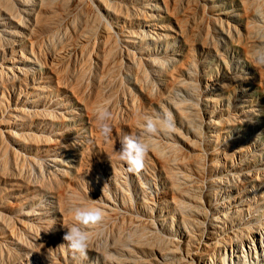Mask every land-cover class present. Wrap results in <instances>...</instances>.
I'll use <instances>...</instances> for the list:
<instances>
[{
  "label": "rangeland",
  "instance_id": "374dc122",
  "mask_svg": "<svg viewBox=\"0 0 264 264\" xmlns=\"http://www.w3.org/2000/svg\"><path fill=\"white\" fill-rule=\"evenodd\" d=\"M258 56H264V0L0 3V264H159L158 251L175 240L174 264L181 258L218 264L220 253L230 264H264V64H256ZM98 106L111 114L107 138L96 126ZM166 112L174 132L144 135V117ZM137 133L149 148L137 174L152 195L147 200L119 159L120 142ZM185 167L194 179L190 202L207 214L192 215L183 226L172 201L187 199L177 195L169 172ZM254 168L258 180L229 175ZM216 178L221 181L206 191ZM84 204L102 208L104 221L85 229L90 241L81 258L63 240L62 225L75 223L70 209ZM134 214L146 227L160 226L161 244L129 237ZM195 218L205 221L204 232ZM244 223L261 230L240 229ZM241 235L248 239L239 241ZM40 249L45 258L37 257Z\"/></svg>",
  "mask_w": 264,
  "mask_h": 264
},
{
  "label": "bare ground",
  "instance_id": "6f19581e",
  "mask_svg": "<svg viewBox=\"0 0 264 264\" xmlns=\"http://www.w3.org/2000/svg\"><path fill=\"white\" fill-rule=\"evenodd\" d=\"M0 3L1 4H3V3H5V5H6V0H0ZM109 29V28H108ZM108 30H106V32H107ZM103 35H104V33H103ZM104 39H105V37H104ZM108 40H109V35H107L106 36V40L104 41V43H107L108 42ZM111 41L113 42L114 40H112V38H111ZM116 41V40H115ZM114 41V42H115ZM113 42V43H114ZM111 46H112V44H111ZM114 47H115V45H114ZM113 48V47H112ZM17 134V133H16ZM20 135V134H19ZM202 160L203 159H201L200 161H201V163H203L202 162ZM200 161H198V162H200ZM201 163L199 164L198 163V165L199 166H202L203 165V167H204V164H202L201 165ZM192 167V166H191ZM203 167H200V168H203ZM255 169V168H254ZM196 170V169H195ZM197 170H198V168H197ZM196 170V171H197ZM204 170V169H203ZM258 170L259 169H255V170H252L251 172L250 171H247V172H244L243 174H241V175H234V174H229L230 176H232V177H237V178H239V177H241V178H245V179H249V180H258V177H259V172H258ZM190 171V170H189ZM189 171L187 170V168L185 167V169L184 170H176L175 168L174 169H171V171L169 172V179H170V181H171V183H172V185L174 186V188L178 191L177 192V195H181L182 194V196L184 197L185 196V198L187 199V200H183L182 199V197L180 198L179 196H176V195H174V200L172 201L173 202V204H174V206H175V208L177 209V211L179 212V214H180V216H181V221L183 222V226L187 223H189V221L191 222V220H193V218H194V216H193V218H192V215H203V214H207L206 213V210H204V207L202 206V205H194V203H192V202H190V201H193V190L194 189H192L191 187H190V184L189 183H191V186L193 185V183H194V179L193 178H191L192 176H190V174H189ZM202 171V170H201ZM191 172H192V170H191ZM199 171H197V173H198ZM204 172V171H203ZM203 172H201L202 174H203ZM193 173V172H192ZM136 176L138 177V175L136 174ZM201 177V176H200ZM260 178V177H259ZM138 179H139V181H140V186L142 187V193H143V197L144 198H146L145 200H147L148 198H150L152 195H151V193H150V191H148L147 190V187H145V181L144 180H142L141 178H139L138 177ZM193 179V180H192ZM231 179H233V178H231ZM219 181H221V179L220 178H216V179H213V180H210V182L208 183V185H207V187L208 188H206L205 187V189H206V191H209V190H211V187L213 186V185H215L216 183H218ZM202 182V181H201ZM228 182V181H227ZM240 183V182H239ZM234 184V183H233ZM230 185V184H229ZM196 186V185H195ZM206 186V185H205ZM120 187V189L122 190V187L121 186H119ZM190 187V188H189ZM201 187V186H200ZM202 187H203V185H202ZM218 187V186H217ZM195 188V187H194ZM220 188V187H219ZM219 188H218V191H220L219 190ZM204 189V190H205ZM203 190V189H202ZM215 190H217V189H215ZM225 190V189H224ZM226 190H227V188H226ZM230 190V189H229ZM195 191V190H194ZM222 191V190H221ZM231 191V190H230ZM122 192H123V190H122ZM229 192V191H228ZM201 193V192H200ZM218 192H216V193H214V194H216V197H215V202H214V205L213 206H218L219 207V205H221V203H223V202H218L217 201V199H220V198H222V197H218V194L220 195V193H218ZM224 193H226V192H224ZM124 194H127V193H124ZM196 194V193H195ZM128 195V194H127ZM198 195V194H197ZM221 195H222V193H221ZM196 197V195H194V198ZM130 198V197H129ZM200 198V197H199ZM252 198V197H251ZM198 199V198H197ZM248 200V198L246 199L245 198V200H244V202L245 201H247ZM234 201V200H233ZM250 201V200H249ZM248 201V202H249ZM248 202H246V203H248ZM146 203L149 205V204H151V203H149V202H147L146 201ZM229 203V202H228ZM239 204H241V203H239ZM239 204H237L238 206H239ZM236 205V206H237ZM245 205V204H244ZM249 205V204H248ZM247 206V205H246ZM245 206V207H246ZM250 206H251V204H250ZM149 207V209H150V211H152L153 210V207L151 206V205H149L148 206ZM238 208V207H237ZM244 208V207H243ZM249 208V207H248ZM247 207H246V209H247V211L249 210ZM239 209V208H238ZM235 210V209H234ZM243 210V209H242ZM245 210V209H244ZM195 211V212H194ZM236 211H237V209H236ZM238 211H240V210H238ZM246 211V210H245ZM227 212H230V211H227V208L225 209V210H223V212H222V214L224 213V216L225 215H227ZM231 212H232V209H231ZM235 212V211H234ZM132 214V213H131ZM249 214V213H248ZM137 214H134V217L136 218V222H134V224H130V227H129V230L127 231L128 233H129V237H130V235L131 236H133V235H135V237L137 236V237H142V238H146V239H148L149 237H151L152 239H155L154 241L156 242V243H160V241H161V237H162V235H160V232H162V230H161V228H160V226H158L157 225V223H153V222H151V226H149V227H146V226H144L143 224H142V222H140V220L137 218V216H136ZM232 215V214H231ZM210 216H212L211 218L212 219H215V221H217L216 219L218 218V216H215V215H212V214H210ZM228 216V215H227ZM196 217V216H195ZM206 217V216H205ZM247 217H249V216H247ZM252 217V216H251ZM200 218V217H199ZM227 218V217H226ZM191 219V220H190ZM201 219V218H200ZM212 219H210L209 218V220L211 221ZM254 219V218H253ZM263 221V220H262ZM193 222V221H192ZM204 220L203 221H200V220H198V218H197V220H196V218H195V220H194V222L193 223H195V225H197L198 226V228H199V231H203V230H200V227L201 226H203L204 225ZM212 222V221H211ZM211 222H210V224H211ZM214 222V221H213ZM244 222V221H243ZM246 222H247V219H246ZM259 222V221H258ZM192 223V224H193ZM190 224V223H189ZM202 224V225H201ZM209 224V223H208ZM245 224V223H244ZM251 224V225H250ZM247 223V224H245L244 226L242 225H240V227H242V228H240V229H245L246 228V230H253L252 232H254L255 231V225L253 226L252 225V223ZM260 224V223H259ZM155 225L156 226H158V229H157V227H155ZM212 225V224H211ZM262 225V224H261ZM190 226H192V225H190ZM190 226L188 225V227L190 228ZM193 226H194V224H193ZM258 227L260 226V225H257ZM239 227V226H238ZM244 227V228H243ZM264 227V226H263ZM262 227V228H263ZM186 228V227H185ZM193 228V227H192ZM192 228H190V230H192ZM198 228H196V229H198ZM202 228V227H201ZM205 228H207V226H205ZM260 228V230H261V226L259 227ZM258 228V229H259ZM160 229V232L159 231H157V230H159ZM240 229H239V231H240ZM257 229V228H256ZM258 229H257V231H258ZM264 229V228H263ZM188 231V230H187ZM193 231V230H192ZM190 232V233H194V232ZM195 231V230H194ZM205 231V230H204ZM203 231V232H204ZM235 230H233V232H234ZM237 231H238V229H237ZM245 231V230H244ZM243 231V232H244ZM257 231H255V232H257ZM195 232H197V230L195 231ZM210 232V231H209ZM242 232V231H241ZM251 232V231H250ZM249 231H248V233H250ZM235 233V232H234ZM238 233V232H237ZM205 234H206V232H205ZM204 234V235H205ZM247 234V233H246ZM198 235V234H197ZM203 235V234H202ZM203 235V236H204ZM226 235V234H225ZM232 235V234H231ZM236 235H238V234H236ZM192 236H194V235H192ZM191 236V237H192ZM200 236V235H199ZM230 236V235H229ZM246 236V235H245ZM248 236V235H247ZM164 237V236H163ZM196 237V236H195ZM195 237H193V238H195ZM202 237V236H201ZM206 237H208V236H206ZM223 237V236H222ZM222 237H219V238H222ZM225 237V236H224ZM250 237V236H249ZM160 238V239H159ZM167 238V237H166ZM192 238V239H193ZM209 238H211V237H209ZM233 238V237H232ZM244 238H246V237H244V235H241L240 236V240L239 241H241L242 239H244ZM133 239V238H132ZM134 239H136V238H134ZM196 239H197V237H196ZM201 240L203 239V237L202 238H200ZM222 239H224V238H222ZM226 239V238H225ZM224 239V240H225ZM235 239V238H234ZM237 239H239V238H237ZM246 239H248V238H246ZM144 240V239H143ZM168 240H175V238H172V239H168ZM201 240H200V242H201ZM227 240H229V239H227ZM252 240V239H251ZM250 240V241H251ZM145 241H150V240H145ZM176 241V240H175ZM174 241V242H175ZM198 241V240H197ZM196 241V242H197ZM215 241V240H214ZM213 241V242H214ZM236 241V240H235ZM234 241V242H235ZM162 242V241H161ZM174 242H168L169 243V245H166L165 247H162L159 251H158V248H157V251L159 252L158 254H160V263L162 262L163 264H166V258L168 257L169 259H170V262H171V264H174V260L177 258V251H179L178 250V244L176 245V243L174 244ZM177 242V241H176ZM195 242V241H194ZM203 242V241H202ZM213 242H211L212 244H214V246H219V245H221V241L219 240V241H215L214 243ZM228 242H230V240L228 241ZM247 242V241H246ZM167 243V242H166ZM167 243V244H168ZM177 243H179V242H177ZM205 243V242H204ZM204 243H203V245H204ZM231 243V242H230ZM239 244H240V242H238ZM248 243H249V241H248ZM247 243V244H248ZM251 243V242H250ZM161 244V243H160ZM207 244H208V242H207ZM206 244V246L205 247H207V246H209L210 244H208L207 245ZM227 245H228V243H226ZM252 244V243H251ZM184 245V244H183ZM190 245V244H189ZM193 246L192 247H194L195 245L194 244H192ZM202 245V246H203ZM223 246H225L224 244H222ZM231 245V244H230ZM230 245H228V247L230 246ZM191 246V245H190ZM198 246V245H197ZM196 246V247H197ZM200 246V245H199ZM198 246V247H199ZM223 246H221V247H223ZM195 247V248H196ZM197 247V248H198ZM264 247V246H263ZM183 248V247H182ZM210 248H212V247H210ZM237 248V247H236ZM243 248V247H242ZM250 248V247H249ZM259 248V247H258ZM209 249V248H208ZM214 249V247L212 248V250ZM224 249V248H223ZM253 249V248H252ZM185 252H186V256L187 257H189V255L191 254V249L186 245V247H185ZM193 250L194 249H192V252H193ZM201 250V249H200ZM211 250V251H212ZM231 250V249H230ZM261 250V249H260ZM264 250V249H263ZM190 251V252H189ZM206 251H208V250H206ZM210 251V252H211ZM215 251V250H214ZM214 251H213V253H214ZM219 251V250H218ZM244 251V250H243ZM38 252H39V256H37L38 258H45V256H46V250H44V249H40V250H38ZM197 252V251H196ZM232 252V251H231ZM260 252V251H259ZM198 253V252H197ZM204 253V252H203ZM201 251H200V254H203ZM207 253V252H206ZM212 253V254H213ZM218 253V252H217ZM220 253V252H219ZM246 253V252H245ZM199 254V253H198ZM199 254V255H200ZM244 254V253H243ZM251 254V253H250ZM250 254H248V255H250ZM262 254V253H261ZM154 255V254H153ZM194 255V254H193ZM238 255V254H237ZM182 256H183V254H182ZM197 256V255H196ZM204 256V255H203ZM208 256V255H207ZM214 256V255H213ZM218 256V255H217ZM233 256V255H232ZM256 256V255H255ZM37 257H36V259H37ZM155 257V256H154ZM179 257V256H178ZM187 257H185V258H187ZM198 257V256H197ZM237 257H239V256H237ZM258 258H259V256H257ZM157 258V257H156ZM155 258V259H156ZM180 258V257H179ZM184 258V257H183ZM201 258V257H200ZM205 258V257H204ZM211 258H212V256H211ZM219 258V257H218ZM236 258V257H235ZM243 258H245V257H243ZM210 259V258H209ZM214 259H215V257H214ZM162 260V261H161ZM229 260L230 259H228L227 257H226V253H220V258H219V263L218 264H230V262H229ZM261 260V259H260ZM153 261H154V259H153ZM180 261H182L181 262V264H192V260L190 259V261H189V259L188 260H186V259H182L181 258V260ZM179 261V262H180ZM207 261H208V259H207ZM213 261H218V260H213ZM249 261V262H248ZM248 261H246V259H244V262H243V264H259V262L258 261H255V259H252L251 261H250V259H248ZM262 261V260H261ZM261 261H260V263H261ZM21 262V261H20ZM28 262H29V260H28ZM150 262H152V261H150ZM200 262V261H199ZM205 262V261H204ZM203 262V263H204ZM235 262V261H234ZM238 262V261H237ZM22 263V262H21ZM45 263V262H44ZM155 263V262H154ZM159 263V264H160ZM177 263V262H176ZM207 263V262H206ZM209 263V262H208ZM212 263V262H211ZM233 263V262H232ZM241 263V262H240ZM239 263V264H240ZM151 264H153V263H151ZM194 264V263H193ZM234 264V263H233ZM238 264V263H237Z\"/></svg>",
  "mask_w": 264,
  "mask_h": 264
},
{
  "label": "clouds",
  "instance_id": "9594fccd",
  "mask_svg": "<svg viewBox=\"0 0 264 264\" xmlns=\"http://www.w3.org/2000/svg\"><path fill=\"white\" fill-rule=\"evenodd\" d=\"M256 64H264V56L255 58ZM161 69L166 67V62L153 61ZM111 114L106 106H98L94 112L96 126L100 133L109 137L112 128L108 123ZM175 130L174 119L170 112L164 113L156 119L144 117L143 134L147 136L159 133L171 134ZM148 145L141 139L139 133L129 135L120 142L119 159L123 161L129 173L139 174L145 167V159L148 154ZM70 211L73 214L75 223L71 225H62L65 229L63 240L67 242L69 248L74 254L81 258H86L90 241L87 228H97L103 224L104 210L100 207L84 204L82 206H73ZM166 264H171L170 259L166 258Z\"/></svg>",
  "mask_w": 264,
  "mask_h": 264
}]
</instances>
